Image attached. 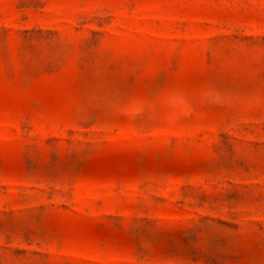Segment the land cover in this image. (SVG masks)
I'll return each instance as SVG.
<instances>
[{
    "label": "rangeland",
    "instance_id": "1",
    "mask_svg": "<svg viewBox=\"0 0 264 264\" xmlns=\"http://www.w3.org/2000/svg\"><path fill=\"white\" fill-rule=\"evenodd\" d=\"M0 264H264V0H0Z\"/></svg>",
    "mask_w": 264,
    "mask_h": 264
}]
</instances>
